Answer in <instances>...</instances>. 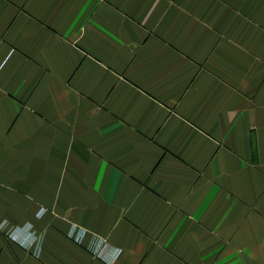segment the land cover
Here are the masks:
<instances>
[{"label": "crops", "instance_id": "0c3cea01", "mask_svg": "<svg viewBox=\"0 0 264 264\" xmlns=\"http://www.w3.org/2000/svg\"><path fill=\"white\" fill-rule=\"evenodd\" d=\"M1 225L0 264H264V0H0Z\"/></svg>", "mask_w": 264, "mask_h": 264}, {"label": "built area", "instance_id": "2783aa9c", "mask_svg": "<svg viewBox=\"0 0 264 264\" xmlns=\"http://www.w3.org/2000/svg\"><path fill=\"white\" fill-rule=\"evenodd\" d=\"M3 229L4 227L1 225L0 230H3ZM5 231L9 239L15 242H18L19 244L30 246L34 242L33 237L29 238V236L21 235L20 230L17 228L5 229ZM84 235H85V232L83 231L80 233V235H75V233H71V237H73L74 240H76L79 243L82 242ZM89 249L97 258L106 260L108 252L111 249V247H110V244H108L106 241H104L103 239H99L97 241L95 240L93 242V245L90 246ZM118 254L119 252L115 256L113 255L112 258L113 257L116 258Z\"/></svg>", "mask_w": 264, "mask_h": 264}]
</instances>
